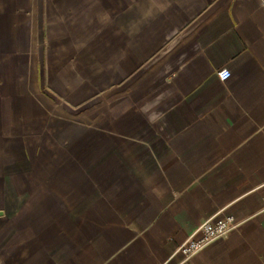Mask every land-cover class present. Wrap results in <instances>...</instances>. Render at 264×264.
Segmentation results:
<instances>
[{
    "label": "crops",
    "instance_id": "crops-1",
    "mask_svg": "<svg viewBox=\"0 0 264 264\" xmlns=\"http://www.w3.org/2000/svg\"><path fill=\"white\" fill-rule=\"evenodd\" d=\"M225 216L188 264H264V0H0V264H187Z\"/></svg>",
    "mask_w": 264,
    "mask_h": 264
},
{
    "label": "built area",
    "instance_id": "built-area-1",
    "mask_svg": "<svg viewBox=\"0 0 264 264\" xmlns=\"http://www.w3.org/2000/svg\"><path fill=\"white\" fill-rule=\"evenodd\" d=\"M219 80L225 81L230 77V71L222 68L217 72ZM237 224L232 216H225L219 220L206 219L190 235L188 240L176 248L181 255L183 263H189L191 258L212 242L225 238Z\"/></svg>",
    "mask_w": 264,
    "mask_h": 264
}]
</instances>
